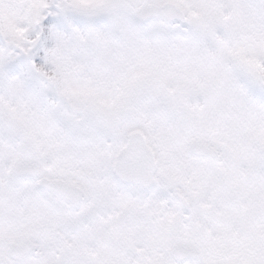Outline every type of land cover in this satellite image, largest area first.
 Masks as SVG:
<instances>
[{
  "label": "snow or ice",
  "instance_id": "obj_1",
  "mask_svg": "<svg viewBox=\"0 0 264 264\" xmlns=\"http://www.w3.org/2000/svg\"><path fill=\"white\" fill-rule=\"evenodd\" d=\"M0 264H264V0H0Z\"/></svg>",
  "mask_w": 264,
  "mask_h": 264
}]
</instances>
